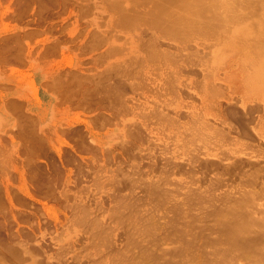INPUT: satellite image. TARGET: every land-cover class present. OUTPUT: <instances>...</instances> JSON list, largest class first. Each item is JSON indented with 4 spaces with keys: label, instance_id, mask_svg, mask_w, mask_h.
Returning a JSON list of instances; mask_svg holds the SVG:
<instances>
[{
    "label": "rangeland",
    "instance_id": "1",
    "mask_svg": "<svg viewBox=\"0 0 264 264\" xmlns=\"http://www.w3.org/2000/svg\"><path fill=\"white\" fill-rule=\"evenodd\" d=\"M138 1L0 0V264H264V0Z\"/></svg>",
    "mask_w": 264,
    "mask_h": 264
},
{
    "label": "bare ground",
    "instance_id": "2",
    "mask_svg": "<svg viewBox=\"0 0 264 264\" xmlns=\"http://www.w3.org/2000/svg\"><path fill=\"white\" fill-rule=\"evenodd\" d=\"M110 1L112 2V0H110ZM115 1H116V0H115ZM115 1L112 2V3H116ZM133 1H134V0H133ZM140 1H141V0H140ZM140 1H138V2H140ZM142 1H143V0H142ZM153 1H154V0H153ZM156 1H157V0H156ZM158 1H159V0H158ZM161 1H163V0H161ZM168 1H169V0H168ZM175 1H177V0H175ZM182 1H183V4L185 3L186 5H189V6H193V4H194L193 7H195V6L198 7V8L195 7V8H197L196 10H199V9L201 8L200 6L204 5V3H206V1H204V0H182ZM203 1H204V2H203ZM208 1H210V0H208ZM208 1H207V2H208ZM216 1H219V0H216ZM252 1H253V0H252ZM256 1H257V0H256ZM258 1H259V0H258ZM261 1L263 2V0H260L259 2H261ZM118 2H119V1H118ZM138 2H137V3H138ZM147 2H148V0H147ZM149 2H150V0H149ZM165 2H166V1H165ZM172 2H174V1L172 0ZM214 2H215V0H211V4L214 3ZM221 2H222V0H220V1L218 2V4H220ZM229 2H230V1H229ZM249 2H250V1H249ZM254 2H255V0H254ZM119 3H120V2H119ZM131 3H132V2H131ZM140 3H141V2H140ZM155 3H157V2H155ZM162 3H163V2H162ZM166 3H167V2H166ZM179 3H180V2H179ZM247 3H248V2H247ZM251 3H252V2H251ZM257 3H258V2H257ZM263 3H264V2H263ZM123 4H124V3H123ZM152 4H153V3H152ZM167 4H168V3H167ZM206 4H207V3H206ZM206 4H205V5H206ZM216 4H217V2H215V4H213V5H216ZM248 4H249V3H248ZM108 5H110V4H108ZM111 5H112V4H111ZM116 5H117V4H116ZM132 5H133V4H132ZM136 5H137V4H136ZM138 5H139V3H138ZM138 5H137V6H138ZM141 5H143V4H141ZM147 5H148V3H147ZM160 5H161V4H160ZM162 5H163V4H162ZM205 5H204V6H205ZM224 5H225V4H224ZM250 5H251V4H250ZM254 5H256V4L254 3ZM254 5H253V6H254ZM119 6H120V5H119ZM123 6H124V5H122V7H123ZM145 6H146V5H145ZM148 6H149V5H148ZM158 6H159V5H158ZM170 6H173V5H170ZM170 6H169V7H170ZM181 6H182V5H181ZM221 6H222V5H221ZM227 6H228V5H226V7H227ZM256 6H257V5H256ZM110 7H111V6H110ZM166 7H167V5H166ZM185 7H186V6H185ZM199 7H200V8H199ZM218 7H219V6H218ZM223 7H225V6H223ZM112 8H114V7L112 6ZM112 8H110V10H111ZM144 8H145V7H144ZM152 8H153V7H152ZM160 8H161V7H159V11L161 10ZM173 8H174V7H173ZM177 8H178V7H177ZM245 8H246V7H245ZM247 8H248V7H247ZM258 8H259V6H258ZM129 9H130V8H129ZM147 9H148V8H147ZM147 9H146V10H147ZM153 9H154V8H153ZM156 9H157V8H156ZM162 9H164V8H162ZM202 9H203V8H202ZM204 9H205V8H204ZM206 9H208V8H206ZM209 9L211 10V7H209ZM119 10H121V8H120ZM119 10H117V11H119ZM123 10H125V9H122V11H123ZM150 10H151V9H150ZM164 10H165V9H164ZM185 10H186V9H185ZM200 10H201V9H200ZM213 10H214V9H213ZM213 10H212V11H213ZM215 10H216V9H215ZM111 11H112V10H111ZM115 11H116V10H115ZM115 11H114V12H115ZM117 11H116V12H117ZM122 11H120V12H122ZM155 11H156V10H155ZM162 11H163V10H162ZM191 11H192V10H191ZM202 11H203V10H202ZM204 11H205V10H204ZM208 11H209V10H208ZM216 11H217V10H216ZM116 12H115L114 14L117 15ZM123 12H124V11H123ZM123 12H122V13H123ZM127 12H128V11H126V13H127ZM163 12H164V11H163ZM167 12H168V11H167ZM220 12H221V11H220ZM112 13H113V12H112ZM147 13H148V12H147ZM161 13H162V12H161ZM185 13H186V12H185ZM193 13H194V12H193ZM158 14H159V13H158ZM164 14H165V13H164ZM164 14L162 13L161 15H159V19H160V16H162V15H164ZM177 14H179V13H175L174 15H177ZM186 14H188V13H186ZM215 14H217V12H216ZM238 14H239V13H238ZM116 15H113V16L115 17ZM121 15H122V16H121ZM121 15H120V13H119L118 16H120V17H123V16H124L123 14H121ZM129 15L132 16V14H130V12H129ZM133 15H134V14H133ZM149 15H150V14H149ZM165 15H166V14H165ZM165 15H164V16H165ZM172 15H173V13H172ZM172 15H171V16H168V17H171V20H172V18L174 17V16H172ZM184 15H185V14H184ZM184 15H183V16H184ZM189 15H190V14H189ZM200 15H201V13H200ZM202 15H203V14H202ZM218 15H220V14H218ZM221 15H222V13H221ZM225 15H226V14H225ZM225 15H223V16H225ZM228 15H229V14H228ZM230 15H232V14H230ZM156 16H157V15H156ZM166 16H167V15H166ZM178 16H179V15H178ZM120 17H119V18H120ZM219 17H220V16H219ZM219 17H218V18H219ZM230 17H231V16H229V18H230ZM119 18H118V19H119ZM124 18H125V17H124ZM124 18H122V19H124ZM132 18H135V17L132 16ZM132 18H131V19H132ZM152 18H153V17H152ZM156 18H157V17H156ZM156 18H155V20H156ZM161 18H162V17H161ZM214 18H216V17H214ZM122 19H120V20H122ZM127 19H129V16H128ZM131 19H130V20H131ZM174 19H175V18H174ZM184 19H185V18H184ZM189 19H190V18H189ZM220 19H221V18H220ZM222 19H223V18H222ZM125 20H126V19H125ZM130 20H129V22L132 21V20H131V21H130ZM157 20H158V19H157ZM160 20H161V19H160ZM162 20H163V19H162ZM166 20H167V19H166ZM175 20H176V19H175ZM117 21H119V20H117ZM122 21H123V20H122ZM126 21H127V20H126ZM168 21H169V20H168ZM172 21H173V20H172ZM177 21H178V20H177ZM186 21H187V20H186ZM119 22H120V21H119ZM160 22H161V21H160ZM163 22H164V21H163ZM169 22H170V21H169ZM173 22L175 23L176 21H173ZM181 22H182V21H181ZM183 22H185V21H183ZM121 23H123V22H120V24H121ZM124 23H125V21H124ZM124 23H123V25H124ZM131 23H132V22H131ZM156 23H157V22H156ZM158 23H159V22H158ZM170 23H171V22H170ZM178 23H179V21H178ZM192 23H193V22H192ZM218 23H219V22H218ZM153 24H154V23H153ZM161 24H162V23H161ZM172 24H173V23H172ZM179 24H180V23H179ZM206 24L208 25L209 23H206ZM162 25H163V24H162ZM176 25H177V24H176ZM185 25H186V23L184 24V26H185ZM189 25H190V24H189ZM198 25H199V24H198ZM212 25H213V24H212ZM169 26H170V25H169ZM182 26H183V23H182ZM190 26H193V25L191 24ZM215 26H216V24H215ZM194 27H195V26H194ZM216 27H217V26H216ZM172 28H173V27H172ZM174 28H175V26H174ZM174 28H173V29H174ZM178 28H179V27H178ZM181 28H182V27H181ZM197 28H199V27H197ZM200 28H201V27H200ZM217 28H218V27H217ZM182 29H183V28H182ZM191 29H192V28H191ZM242 30H243V29H242ZM260 33L263 34V35L261 36V38L264 37V32H260ZM259 37H260V36H259ZM263 39H264V38H263ZM230 42H231V41H230ZM259 44H260V43H259ZM253 45H254V47L252 48L253 51L259 49L258 51H260L261 53L264 52L263 50L261 51L262 48L255 49V45H256V44H255V41H254V44H253ZM253 45H252V46H253ZM263 45H264V44H263ZM258 46H259V45H258ZM258 46H257V47H258ZM261 47H262V45H261ZM258 51H256V54H260V55H261V53H259ZM252 53H253V52H252ZM254 53H255V51H254ZM254 57H255V56H254ZM262 57H263V56H262ZM255 59H257V58L251 59L250 61L254 62V64H253L254 66L257 65V68H258V69H257L256 74L260 75L259 72H260V70H262V69L264 68V62H262V63H258V60H257V61H253V60H255ZM261 60H262V59H261ZM250 61H249V62H250ZM252 62H251V63H252ZM254 70H256V69H254ZM258 70H259V72H258ZM252 73H253V72H252ZM252 73H251V74H252ZM254 73H255V72H254ZM248 75L250 76V74H248ZM253 75H254V74H253ZM254 78H255V77H254ZM258 83H259V82H258ZM262 86H263V85H262ZM207 88H209V87H206V89H207ZM210 89H212V88L210 87ZM212 90H213V89H212ZM212 90L210 91L211 93L213 92ZM210 92H208V93H210ZM214 92H215V91H214ZM205 93H206V91H205ZM213 94H215V93H213ZM210 95H212V94H210ZM208 96H209V95H208ZM35 138H36V137H35ZM33 144H34V143H33ZM241 204H242V202H241ZM243 205H244V204H243ZM231 206H232V205H231ZM233 207H234V206H233ZM237 207H240V206H237ZM227 209H228V208H227ZM239 209H242V205H241L240 208H238V210H239ZM245 209H246V208H245ZM245 209H244V210H245ZM231 210H234V209L231 208ZM231 210H230V211H231ZM228 211H229V210H228ZM235 211H236V210H235ZM240 211H241V210H240ZM245 211H246V210H245ZM233 212H234V211H233ZM233 212H232V213H233ZM237 212H238V211H237ZM237 212H236V214H237ZM219 213H220V212H219ZM227 213H228V212H227ZM239 213H240V212H239ZM244 213H246V215H247V213H250V212H244ZM222 214H223V213H222ZM242 214H243V213H240V215H242ZM227 215H228V214H227ZM227 215L225 214V216H227ZM231 216H232V215H231ZM250 216H251V215H250ZM229 217H230V216H229ZM238 217H239V216H238ZM251 217H252V216H251ZM227 218H228V217H227ZM234 218H236V217L234 216ZM249 218H250V217H249ZM249 218H248V219H249ZM253 218H254V217H253ZM253 218H252V219H253ZM228 219H229V218H228ZM230 219H231V218H230ZM232 219H233V218H232ZM241 219H242V221H243V218H241ZM248 219H246V220L249 222ZM225 220H226V218L224 219V221H225ZM236 220H237V219H235V221H236ZM258 220H259V219H258ZM226 221H228V220H226ZM226 221H225V222H226ZM240 221H241V220H240ZM247 221H245V222L243 221V222L246 223L247 226H250V227L253 226V224L251 225V223H249V224H250V225H249ZM225 222H224V223H225ZM237 222H238V221H237ZM237 222H235V223H237ZM243 222H242V223H243ZM250 222H253V221H251V218H250ZM224 223H223V224H224ZM229 223H230V220H229ZM229 223H228V224H227V222L225 223V224H227V227H229V226H228ZM231 223H232V221H231ZM231 223H230V224H231ZM235 223H234V222L232 223V224H233V227H232V224H231V230H229V232H230V231H231V232L229 233V232L227 231V232H228V235H227V234H226V235H227V236H230L229 238H231L230 241L233 242V245H234V244H237V243H238V244H239V243L242 244V243H244L243 240L246 241V237H247V236L245 237L244 235L249 234L248 231H247V229H248V230H250V229H249L247 226L245 227V224H244V226H242V225H241V226H236V228H237V230H236V228H235V226H234V225H236ZM238 224H241V223H238ZM254 225H255V224H254ZM261 225H262V224H261ZM258 226L261 227L259 224H258ZM263 226H264V225H263ZM238 227H239V228H240V227H243V228H242V232H243V229L246 228L247 233H246V234H242V233H241V234L245 237V239H242L243 236H242V238H240L241 236H240V232H239V230H238V229H239ZM253 227H254V226H253ZM263 228H264V227H263ZM223 229H224V228H223ZM228 229H230V227H229ZM252 229H253V228H252ZM260 229H261V228H260ZM260 229H258V230H260ZM226 230H227V229H226ZM226 230H225V231H226ZM240 230H241V229H240ZM254 230H255V229H254ZM232 231H233V232H232ZM251 231H252V230H251ZM219 232H220V231H219ZM237 232H238L239 234H238ZM244 232H245V231H244ZM256 232H257V231H256ZM256 232H255V233H256ZM263 232H264V231H263ZM257 233H258V232H257ZM229 234H233V236H232L233 239H232L231 235H229ZM250 234H251V233H250ZM260 234H261V233H260ZM260 234H259V235H260ZM237 235H238V238H239L240 240H237L236 243H234V241H233V240H234V236L237 237ZM252 235H253V234H252ZM255 235H256V234H255ZM259 235H258V236H259ZM263 235H264V234H263ZM239 236H240V237H239ZM250 236H251V235H250ZM258 236H257V237H258ZM219 237H220V236H219ZM252 237H253V236H252ZM259 237H260V236H259ZM259 237H258V238H259ZM238 238H237V239H238ZM248 238L250 239V237H248ZM248 238H247V239H248ZM235 239H236V238H235ZM249 239H248V240H249ZM255 239H256V238H254L253 241H255ZM241 240H242L243 242H240ZM248 240H247V241H248ZM256 240H258V239H256ZM224 241H225V240H224ZM247 241H246V242H247ZM249 241H250V240H249ZM263 241H264V240H263ZM256 242H257V241H255V243H256ZM225 243H226V242H225ZM249 243H250V242H249ZM253 243H254V242H253ZM259 243H261V241H260ZM219 244H220V243H219ZM244 244H245V243H244ZM256 244H257V243H256ZM256 244H255V245H256ZM261 244H262V243H261ZM221 245H222V244H221ZM227 245H228V244H227ZM231 245H232V243H231ZM233 245H232V247H233ZM239 245H240V244H239ZM245 245H246V244H245ZM263 245H264V242H263ZM263 245H262V246H263ZM228 246H229V245H228ZM241 246H242V245H241ZM246 246H248V245H246ZM259 246H260V244H259ZM218 247H219V246H218ZM253 247H254V246H253ZM263 247H264V246H263ZM263 247H261V253L264 254V248H263ZM247 248H248V247H246V249H247ZM255 248H256V247H255ZM255 248H254V249H255ZM257 248H258V245H257ZM262 248H263V249H262ZM216 249H217V248H216ZM225 249H226V248H225ZM250 249H251V248H250ZM252 249H253V248H252ZM254 249H253V251H254ZM226 250H227V249H226ZM239 250H240V249H239ZM259 250H260V248H259ZM259 250H257V251L259 252V254H258L257 251H256V249H255V251H256V253H257L258 255H260V251H259ZM213 251H214V250H213ZM219 251H220V250H219ZM219 251H218V252H219ZM237 251H238V250H237ZM241 251H242V250H241ZM215 252H216V251H215ZM225 252H226V251H225ZM230 252H231V251H230ZM203 253H204V252H203ZM216 253H217V252H216ZM222 253H223V252H222ZM204 254H205V253H204ZM214 254H215V253H214ZM221 255H222V254H221ZM252 255H253V254H252ZM258 255H257V256H258ZM149 256H151V253H150ZM223 256H224V255H223ZM225 256H226V254H225ZM152 257H153V256H152ZM215 257H216V256H215ZM226 257H227V256H226ZM254 257H256V256H254ZM261 257H262V255H261ZM220 258H221V257H220ZM258 258H260V257H258ZM263 258H264V257H263ZM263 258H261V259H263ZM216 259H217V258H216ZM221 259H222V258H221ZM223 259H224V258H223ZM156 261H157V260H156ZM211 261H212V260H211ZM228 261H229V258H228ZM260 261H261V260H260ZM209 262H210V261H209ZM224 262H225V260H224ZM224 262H223L222 264H224ZM262 262H263V261H262ZM156 263H157V262H156ZM172 263H173V262H172ZM179 263H180V262H179ZM153 264H154V263H153ZM157 264H158V263H157ZM174 264H175V263H174Z\"/></svg>",
    "mask_w": 264,
    "mask_h": 264
}]
</instances>
